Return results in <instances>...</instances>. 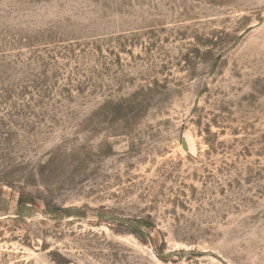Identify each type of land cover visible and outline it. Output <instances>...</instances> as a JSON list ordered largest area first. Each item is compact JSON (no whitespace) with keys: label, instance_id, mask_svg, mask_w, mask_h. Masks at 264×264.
Segmentation results:
<instances>
[{"label":"rangeland","instance_id":"rangeland-1","mask_svg":"<svg viewBox=\"0 0 264 264\" xmlns=\"http://www.w3.org/2000/svg\"><path fill=\"white\" fill-rule=\"evenodd\" d=\"M0 264H264V0H0Z\"/></svg>","mask_w":264,"mask_h":264}]
</instances>
